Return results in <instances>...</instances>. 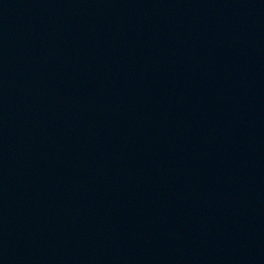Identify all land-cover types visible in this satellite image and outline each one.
Masks as SVG:
<instances>
[{"label":"water","instance_id":"1","mask_svg":"<svg viewBox=\"0 0 264 264\" xmlns=\"http://www.w3.org/2000/svg\"><path fill=\"white\" fill-rule=\"evenodd\" d=\"M0 264H264V0H0Z\"/></svg>","mask_w":264,"mask_h":264}]
</instances>
